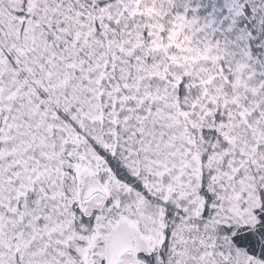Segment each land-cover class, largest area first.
I'll list each match as a JSON object with an SVG mask.
<instances>
[{"label": "snow or ice", "instance_id": "obj_1", "mask_svg": "<svg viewBox=\"0 0 264 264\" xmlns=\"http://www.w3.org/2000/svg\"><path fill=\"white\" fill-rule=\"evenodd\" d=\"M0 264H264V0H0Z\"/></svg>", "mask_w": 264, "mask_h": 264}]
</instances>
